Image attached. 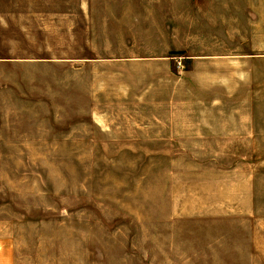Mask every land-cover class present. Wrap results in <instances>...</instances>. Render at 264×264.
Wrapping results in <instances>:
<instances>
[{
    "label": "rangeland",
    "instance_id": "1",
    "mask_svg": "<svg viewBox=\"0 0 264 264\" xmlns=\"http://www.w3.org/2000/svg\"><path fill=\"white\" fill-rule=\"evenodd\" d=\"M161 29L168 70L123 64ZM95 48L116 59L84 69ZM263 53L264 0H0V57L30 60L0 149L15 264H264ZM167 94L190 133L141 139Z\"/></svg>",
    "mask_w": 264,
    "mask_h": 264
},
{
    "label": "crops",
    "instance_id": "2",
    "mask_svg": "<svg viewBox=\"0 0 264 264\" xmlns=\"http://www.w3.org/2000/svg\"><path fill=\"white\" fill-rule=\"evenodd\" d=\"M93 44L95 46H98V42L95 39ZM125 49L122 52V57L120 58L123 60V64H126L132 59H135L134 56L136 54H152L154 55L155 59H159L158 61H155L153 66H155V69H164L168 70V62L160 61L167 55V52L169 50V44L166 42L164 38V34L161 29V34L157 35V39L152 44L146 43V48L136 50H132L129 52V54L126 53L127 43H124ZM132 44H128L130 46ZM136 46H139V44H134ZM133 45V46H134ZM95 50V51H94ZM90 49V56H86L83 58H75V60L78 62L81 61V66L84 69L91 68L93 66H106V63L112 60H115L116 57H109L106 55V53L98 52V49ZM89 52V51H88ZM142 62V61H141ZM263 67H264V53L262 57ZM166 66V67H163ZM174 79L171 77L169 79V85L173 84ZM153 80H151L152 82ZM160 79H155V86H158V84H161ZM160 82V83H159ZM168 82L165 83V86H168ZM30 84V60L28 58H22L19 60H14L11 57H0V149H6V148H12L11 145L13 143V130L9 129L8 126L12 128L13 121H8L7 119H13L14 117H27L28 116V110L23 109L24 102H27V108H28V102H29V89ZM152 85V84H151ZM162 85V84H161ZM15 86L17 88V96H15ZM25 86V93L26 97L23 96V90ZM19 87H21V90H19ZM172 91V88H170ZM19 94L22 95V97H19ZM172 94V93H171ZM171 98V100H170ZM160 100L158 98V95H155V101ZM165 101V108L167 111V114L164 116H158V114L155 116V123L156 126H160V128L155 127L152 128L149 132H140L142 135L141 139H146V136L148 134L150 142L155 143H173L176 141L181 140V138L178 135H187L190 133L188 129H179L175 130V127H183L181 121L176 122L174 121L173 115H169V113L173 112L171 102H173L172 95H165L164 99ZM15 102L18 104V108H15ZM19 102H21L22 109L19 110ZM170 102V104L168 103ZM171 110V112H170ZM15 111L17 113H15ZM22 112V113H19ZM133 118L132 114L126 115L125 113H118L117 119L109 113L100 112L99 114H96L95 120L93 121L94 125L96 126H108V125H128L132 124L133 121H130V119ZM121 120V121H120ZM136 120V119H135ZM137 121V120H136ZM175 122V123H174ZM184 139V138H183ZM151 148H160L159 146H152ZM8 239L5 236L0 235V264H15V256L13 249L7 244Z\"/></svg>",
    "mask_w": 264,
    "mask_h": 264
}]
</instances>
